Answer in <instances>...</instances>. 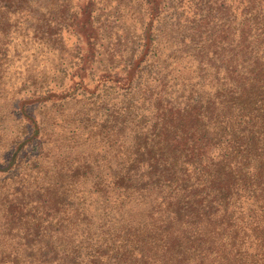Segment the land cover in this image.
Masks as SVG:
<instances>
[{
  "label": "trees",
  "instance_id": "1",
  "mask_svg": "<svg viewBox=\"0 0 264 264\" xmlns=\"http://www.w3.org/2000/svg\"><path fill=\"white\" fill-rule=\"evenodd\" d=\"M128 1L143 24L128 65L139 66L170 21L187 53L213 65V87L178 107L158 97L148 117L118 112L117 123L133 121L135 133L115 184L140 195L141 216L124 221L122 243L104 260L103 243L86 257L71 241L41 249L39 264H264V0ZM71 3L0 0V34L13 17L41 40L72 25L98 37L113 22L103 0ZM47 189L56 205L63 193L56 183Z\"/></svg>",
  "mask_w": 264,
  "mask_h": 264
},
{
  "label": "rangeland",
  "instance_id": "2",
  "mask_svg": "<svg viewBox=\"0 0 264 264\" xmlns=\"http://www.w3.org/2000/svg\"><path fill=\"white\" fill-rule=\"evenodd\" d=\"M103 2L114 15L98 37L72 25L52 40L37 39L24 17H13L0 34V264H39L41 249L71 241L81 256L102 243L103 260L112 255L124 221L146 206L115 184L135 133L133 121L117 123L118 112L148 117L147 105L158 97L178 107L213 87V65L187 53L188 39L171 33L170 21L130 67L143 25L137 9L128 0L118 11L115 0ZM55 183L63 193L56 205L47 189Z\"/></svg>",
  "mask_w": 264,
  "mask_h": 264
}]
</instances>
